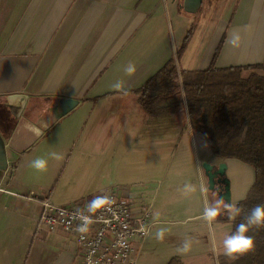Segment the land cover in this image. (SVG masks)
<instances>
[{
	"label": "crops",
	"instance_id": "0c3cea01",
	"mask_svg": "<svg viewBox=\"0 0 264 264\" xmlns=\"http://www.w3.org/2000/svg\"><path fill=\"white\" fill-rule=\"evenodd\" d=\"M184 2L0 0V264H81L75 237L40 223L38 199L66 207L111 189L132 210L146 205L152 210L144 203L148 188L131 187L119 195L128 186L121 159L134 156L135 138L141 137L132 127L136 91L175 56L191 27L195 13L186 12ZM199 12L211 31L198 70L209 66L222 38L215 68L264 66V0H202ZM235 36L239 41L233 44ZM128 63L137 68L131 75L124 72ZM116 81L124 88L113 89ZM12 95L27 98L21 110L8 104ZM179 117L170 153L175 173L166 188L183 210L190 195L178 185L182 158L199 151L213 156L188 118ZM163 118L150 115L143 131L144 142L158 144L160 156L167 140L159 128ZM51 152L62 159H52ZM37 157L48 158L46 170L31 167ZM224 162L227 176L230 168L242 172L245 166ZM228 178L231 203L237 204L247 186L236 179L234 187ZM199 179L202 185L200 174Z\"/></svg>",
	"mask_w": 264,
	"mask_h": 264
},
{
	"label": "trees",
	"instance_id": "16d2710c",
	"mask_svg": "<svg viewBox=\"0 0 264 264\" xmlns=\"http://www.w3.org/2000/svg\"><path fill=\"white\" fill-rule=\"evenodd\" d=\"M192 35L191 26L175 56L136 91L138 104L151 116L174 112L187 117L189 127L214 158L236 160L252 170L253 183L235 206L240 212L233 214V232L252 208L264 205V66L215 68L222 38L205 70L182 71L178 62ZM190 75L195 79H188ZM248 234L253 236L254 247L236 264H264V226L253 227ZM167 264L181 263L170 259Z\"/></svg>",
	"mask_w": 264,
	"mask_h": 264
},
{
	"label": "rangeland",
	"instance_id": "374dc122",
	"mask_svg": "<svg viewBox=\"0 0 264 264\" xmlns=\"http://www.w3.org/2000/svg\"><path fill=\"white\" fill-rule=\"evenodd\" d=\"M190 18L192 21L188 24L187 29L191 25L193 35L178 62L179 69L185 72L198 71V65L206 57L204 52L207 49L208 36L211 31L206 21V15L202 17L199 12L190 16ZM193 23L195 25H192ZM257 73L262 75L260 71H257ZM247 74L248 72L246 71L244 76ZM184 78L187 77H180L179 80ZM188 79H195V76L190 75ZM137 102L138 100H136V122L132 127L136 129L138 135L141 134V137L137 136L135 138L137 148L134 156L125 159L123 163L121 159V171L123 170L125 181L123 183H128V186L123 190H119V195L123 197V191L124 195H126L125 190H129L131 187H134V189H150L145 194L144 203L152 205L151 213L154 225L150 230L139 258L136 260V264H167L170 259H176L181 264H236L243 253L234 254L232 257L226 256L222 244L225 236L232 233L233 209L236 206V201L232 202V210L222 211L221 215L216 217L211 224L202 217L205 206L218 198L212 192L200 191L199 174L202 176V185L207 187L201 165L205 162L219 164L225 160L214 157L206 158L207 156H204V153L200 151L194 154L193 152L185 154L182 158L183 164L179 167L180 170L176 171L177 173H183V179L178 182V185L184 188V185L191 184L195 186L196 191L189 193V205L184 206L183 210H180L179 201L172 196H168L170 189L166 188L172 174L175 173L176 161L170 156V153L177 143L175 134L180 130L179 116L172 112L162 115L166 119L164 120L163 118L162 125L159 128L162 129V134L164 132L167 133V140L165 143L166 150L163 151L165 153L160 156L158 147L155 146L158 144H154V141L144 142L143 131L144 127L147 126L145 120L149 119L150 115ZM196 163H198L199 169L195 168ZM165 168L168 169L167 174L162 173ZM228 176L232 178L234 187L236 186V179L242 181L244 186H247L244 199L253 183L251 169L243 166L242 172H238V170L230 168ZM148 183H157V186L153 187ZM169 201L177 202H172L168 205L167 202ZM223 207L221 205L222 210ZM160 228L168 229L163 241L155 238V233ZM188 238L192 240L190 251L187 253L178 252L177 246Z\"/></svg>",
	"mask_w": 264,
	"mask_h": 264
},
{
	"label": "built area",
	"instance_id": "2783aa9c",
	"mask_svg": "<svg viewBox=\"0 0 264 264\" xmlns=\"http://www.w3.org/2000/svg\"><path fill=\"white\" fill-rule=\"evenodd\" d=\"M114 201L111 211L105 209L90 213L89 201L79 200L66 207L53 204L48 199H38L40 223L48 231L57 229L73 235L80 250L81 264H136V259L154 222L151 207L132 210L130 204L118 198L111 189L106 192ZM85 216L93 223L87 233L77 231Z\"/></svg>",
	"mask_w": 264,
	"mask_h": 264
},
{
	"label": "clouds",
	"instance_id": "9594fccd",
	"mask_svg": "<svg viewBox=\"0 0 264 264\" xmlns=\"http://www.w3.org/2000/svg\"><path fill=\"white\" fill-rule=\"evenodd\" d=\"M239 41V37L235 36L232 40L233 44H236ZM137 71V68L134 64L128 63L124 67V72L131 75ZM111 87L115 90H121L124 88V85L120 81L114 82ZM126 91V90H125ZM27 102V98L19 95H12L8 98V104L12 107H18L20 110L23 108V105ZM49 156L54 160L62 159V156L56 152L49 153ZM48 166V158L37 157L31 161V167L38 171L46 170ZM208 187L201 185L200 191L207 192ZM213 191L219 193L222 191L220 187H213ZM185 193H192L196 191L194 185L186 184L184 185ZM114 201L108 195H100L94 197L91 201H89L87 205V210L90 213H95L97 210L105 209L106 211H111L110 205L113 204ZM221 205H223V210L221 209ZM233 204L228 201H225L223 196H219L218 199L214 200L210 204H207L203 210L202 217L209 224L215 220L216 217L221 215L222 211L232 210ZM240 212L239 207H235L234 215H238ZM93 223V219L91 216H85L82 219V223L78 226L77 231L80 233H87L89 231V226ZM264 226V205H257L250 210V214L247 215L243 222L239 223L235 230L225 236L222 241L224 254L226 256L232 257L234 254H242L246 253L253 249L254 247V239L253 236L249 235V230L253 227H262ZM168 231L166 228H160L155 233V238L159 241H163L165 239V233ZM192 246L191 238L185 239L180 245L177 246V251L180 253H187L190 251Z\"/></svg>",
	"mask_w": 264,
	"mask_h": 264
},
{
	"label": "water",
	"instance_id": "95a60500",
	"mask_svg": "<svg viewBox=\"0 0 264 264\" xmlns=\"http://www.w3.org/2000/svg\"><path fill=\"white\" fill-rule=\"evenodd\" d=\"M202 0H186L183 9L188 13H196L201 5ZM201 169L203 170L204 177L206 178V185L208 192L216 195L223 196L225 201L231 202V183L227 176V163L221 162L219 164L202 163ZM213 187H220L222 191L219 193L212 190Z\"/></svg>",
	"mask_w": 264,
	"mask_h": 264
}]
</instances>
